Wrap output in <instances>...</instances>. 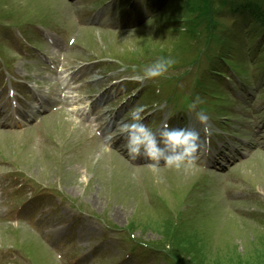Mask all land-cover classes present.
<instances>
[{
  "label": "rangeland",
  "instance_id": "374dc122",
  "mask_svg": "<svg viewBox=\"0 0 264 264\" xmlns=\"http://www.w3.org/2000/svg\"><path fill=\"white\" fill-rule=\"evenodd\" d=\"M123 3L70 0L72 25L77 17L86 23L85 29H96L78 32L88 51L80 47L79 37L69 45L72 35L57 44L61 50L69 47L66 69L75 97L60 102L57 106L62 109L40 116L39 123L32 119L20 129L5 126L7 131L1 133L0 264H264V90H258L257 97L253 88L245 95H230L232 103L225 108L231 118L226 120L228 113L222 108L223 113L216 112L221 117L207 113L210 129L204 132L195 118L197 111H175L167 99L178 97L185 107L191 103L196 73L215 54L221 27L210 22L209 30L217 35H209L202 12L192 11L195 0L191 4L164 0L158 8L133 0L122 10ZM62 4V0H0V22L17 24L16 31L27 34L26 21L45 27L56 15L69 24L71 34ZM50 25L63 27L58 21ZM6 33L14 40L11 30ZM21 47L18 42L7 49L0 41V57L10 61L6 67L0 62V105L8 97L3 74L11 72L13 80L27 73L38 82L41 94L48 95L50 82L36 67L39 56L21 57ZM38 47L45 49L44 44ZM168 56L175 63L164 76L130 83L145 66ZM129 57L139 60L131 70ZM243 67L239 62V70ZM228 78L238 91L243 89ZM111 86L109 100L106 90ZM224 88L209 92L229 93ZM19 89L30 91L26 85ZM58 91L60 96L62 90ZM146 91L164 104L152 98L140 102ZM33 97L27 98L34 102ZM201 98L213 100L209 94ZM79 99L94 102L91 120L120 109L119 125L142 105L147 126L159 124L154 129L157 135L165 122L171 127L169 121L176 117L187 118V127L201 135L198 160L181 169L161 161L159 171L153 172L146 158H129L125 140L113 126L99 137L100 129L85 120L89 118H81L85 104ZM73 108L77 109L71 113ZM107 138H112L110 145ZM235 148L239 152H231ZM215 153L221 158L209 161ZM21 179L25 187L18 188ZM35 183L40 188L32 193L27 184ZM154 247L161 250L154 253ZM144 252L147 258L140 255Z\"/></svg>",
  "mask_w": 264,
  "mask_h": 264
},
{
  "label": "clouds",
  "instance_id": "9594fccd",
  "mask_svg": "<svg viewBox=\"0 0 264 264\" xmlns=\"http://www.w3.org/2000/svg\"><path fill=\"white\" fill-rule=\"evenodd\" d=\"M174 63L175 60L170 56L158 58L133 78L143 84L145 81L164 76ZM197 103H203L199 95L188 105V110L195 108ZM143 110L142 105L134 107L130 111V120L119 125L129 158H146L151 163L153 172L159 171L161 161L175 169L192 167L202 148L200 132L192 127H169L165 122L160 126L157 135L144 122ZM195 118L207 133L210 125L205 110L200 108L195 113Z\"/></svg>",
  "mask_w": 264,
  "mask_h": 264
},
{
  "label": "trees",
  "instance_id": "16d2710c",
  "mask_svg": "<svg viewBox=\"0 0 264 264\" xmlns=\"http://www.w3.org/2000/svg\"><path fill=\"white\" fill-rule=\"evenodd\" d=\"M195 1H197L196 8L201 9L202 11L205 10L206 6L209 4V0ZM224 2L228 3V5L231 4L232 6H235L237 8H239L240 5H243V7L250 9V11L254 13L255 17L259 20L260 24L264 26V23L262 22L264 21V0H222V3Z\"/></svg>",
  "mask_w": 264,
  "mask_h": 264
},
{
  "label": "bare ground",
  "instance_id": "6f19581e",
  "mask_svg": "<svg viewBox=\"0 0 264 264\" xmlns=\"http://www.w3.org/2000/svg\"><path fill=\"white\" fill-rule=\"evenodd\" d=\"M232 151H234V149ZM215 158H216V156L212 155V156H210L209 160L213 161Z\"/></svg>",
  "mask_w": 264,
  "mask_h": 264
}]
</instances>
